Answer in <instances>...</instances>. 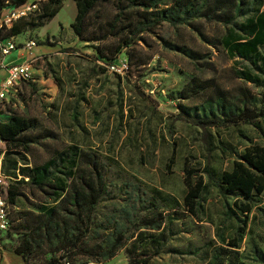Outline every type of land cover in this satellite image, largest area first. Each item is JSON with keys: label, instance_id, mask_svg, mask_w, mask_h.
<instances>
[{"label": "rangeland", "instance_id": "374dc122", "mask_svg": "<svg viewBox=\"0 0 264 264\" xmlns=\"http://www.w3.org/2000/svg\"><path fill=\"white\" fill-rule=\"evenodd\" d=\"M162 1L150 19L165 16L163 10H226L228 23L195 15L174 26L163 21L116 53L129 40L125 24L142 16L143 9L128 0H108L85 18L84 35L95 41L78 40L70 28L74 18L22 31L14 41L23 55L26 42L35 44L28 55L32 81L6 97L0 115H20L32 127L21 135L29 140L26 153L0 146L4 189L12 184L18 194L13 204L7 203L0 264H45L53 252L45 244L35 246L38 233L47 220L60 226L75 210L65 198L52 203L50 188L40 191L29 183L30 171L46 163V172L66 186L64 196L83 181L97 176L103 181L104 192L91 215V228L99 225V238L90 239L89 233L87 247L115 227L125 231L122 246L109 260L90 262L80 249L56 254L66 255L70 264H135L140 259L144 264H264V195L255 196L256 205L243 216L219 185L237 154L248 146H264V117L205 129L179 118L261 110L264 89L238 73L262 80L264 50L259 48L257 61H246L229 57L220 42L230 31L240 35L239 27L262 9V2ZM118 13L123 15L110 30ZM38 14L26 15L20 25H29ZM96 50L105 58L125 61L127 72L117 75L99 65ZM206 163L210 177L201 171ZM190 172L201 174L205 185L197 218L182 201ZM55 204L49 218L46 210ZM156 222L159 228L150 229Z\"/></svg>", "mask_w": 264, "mask_h": 264}, {"label": "trees", "instance_id": "16d2710c", "mask_svg": "<svg viewBox=\"0 0 264 264\" xmlns=\"http://www.w3.org/2000/svg\"><path fill=\"white\" fill-rule=\"evenodd\" d=\"M29 1L32 0H0V13L3 8H19ZM106 1L108 0H72L76 9V14L70 28L78 40L83 42L97 40L95 37H87L84 35V22L85 18L96 4ZM203 1L205 2L206 0ZM260 1L262 2V9H256L253 15L247 18L246 23L239 27L240 35L230 31L222 37L220 44L229 57H237L246 61L251 59L257 61L259 59V48L264 50V0ZM128 2L133 6L142 8V14H139L142 16L134 22L130 21L125 24L124 27L128 30L129 40L123 42L118 50H116V53L121 47L129 45L131 38H137L140 33L150 31L151 27L163 21L174 26L183 23L195 15L208 21L214 20L221 22L224 20L225 23H228V20H226L228 15L226 10H223V13H216L215 11L209 12V10H206V12L202 13L193 11L190 12V14L187 13V10H180V12L163 10L168 13L163 17L152 20V18L150 19L151 13L153 10L157 11L160 5H164L162 0H128ZM61 5L62 0H44L40 5L38 4L36 11H38L39 14L29 25H20L19 22L25 18L22 17L9 28L0 27V41L16 37L25 30L42 27L55 16L61 8ZM122 15L121 13L115 15L112 23L109 25L110 30L116 26ZM180 15H182V17H180ZM96 53L99 56V63L103 65L115 61L114 57L105 58L97 50ZM260 63L263 65V70L260 71L263 75L262 80L243 72L238 73V77L264 89V62L262 61ZM5 116V121L0 122V139L7 147V151L19 149L26 153L28 151L29 140L21 138V135L31 129L32 121L13 113ZM263 117L264 102L261 110L257 112L243 110L236 114L229 113L219 118H198L187 115L179 116L180 119L201 129L234 126L239 122H258L261 121ZM48 165L49 164L46 163L42 168H33L27 175L29 183L40 191L50 188L52 203L58 201V204L60 199L65 198L68 202H71V205L75 206V210L68 214L67 220L63 221L60 226L53 223L51 220H47L44 224L43 232L41 234L38 233L39 238L34 242L35 246L45 244L48 250L53 252V255L49 257L45 264H63L64 262L70 264V260L66 255L56 256V254L64 250L71 251L77 249H80L81 254L86 257V259H89L90 262L97 263L111 259L123 244L122 242L125 239L124 230L115 227L114 230L105 235L97 245L92 247L86 246V239L89 233H91L90 239L99 238V225L94 229L91 228V215L104 192L105 186L101 177L97 176L94 180L81 182L80 188H75L71 194L64 196L66 186L61 184L59 179L56 181L53 180V175L51 176L46 172ZM201 171L207 177H210L208 163L203 166ZM184 185L185 193L182 198L183 206L192 217L197 218V212L200 210V196L205 189L201 174L193 175L192 172L186 173ZM219 185L226 194L233 197L232 207L243 216L247 215L256 205L255 196L264 195V146H248L244 148L242 153L237 154L230 168L221 174ZM10 188L11 189L5 190L6 204H13L15 197L18 195L17 192L13 190L14 186L12 184H10ZM136 203L138 207H142L143 202L141 200L136 201ZM57 204L46 210L49 218ZM40 209L45 210L43 207H40ZM228 214L235 216L233 210H228ZM125 215L128 216V213H125ZM129 221L132 223L133 218ZM158 228L159 223L156 222L150 229L156 230ZM231 245V247H236V244ZM70 253L68 255H70L71 258L73 254ZM145 262L144 259H140L137 260L135 264H144Z\"/></svg>", "mask_w": 264, "mask_h": 264}, {"label": "built area", "instance_id": "2783aa9c", "mask_svg": "<svg viewBox=\"0 0 264 264\" xmlns=\"http://www.w3.org/2000/svg\"><path fill=\"white\" fill-rule=\"evenodd\" d=\"M40 1L44 0H32L27 2L25 5L19 8L10 9L3 8L0 13V27L9 28L14 22L22 17H26L37 10V6ZM35 44L33 41L26 42L23 50L26 52L25 59L20 63H13L8 65L5 68V76L0 81V106L3 101L6 100L8 95L13 96L18 94L19 87L21 83H26L32 81L31 75V61L28 58L29 50L34 47ZM15 48V44L13 41L8 38L0 41V56L4 57L8 55ZM99 63V62H98ZM99 65L103 66L110 72H113L117 75L125 74L127 70V64L125 61L118 62L117 60L107 63L105 65L99 63ZM1 116V115H0ZM4 143L0 139V146H3ZM1 157L0 155V236L7 229L8 219H7V204L5 200V189H4V179L1 172ZM63 264H68L64 262Z\"/></svg>", "mask_w": 264, "mask_h": 264}, {"label": "crops", "instance_id": "0c3cea01", "mask_svg": "<svg viewBox=\"0 0 264 264\" xmlns=\"http://www.w3.org/2000/svg\"><path fill=\"white\" fill-rule=\"evenodd\" d=\"M62 4H64V5H62L60 12L56 13L55 16L49 21V23H55L56 24L57 22L61 23L63 21L69 22L75 17L76 9H75V6H74V3L72 2V0H64V1H62ZM17 38H18V35L16 37L10 38L13 41V43L15 44V48L8 55H6L4 57L0 56V81L5 76V68L8 65L13 64V63H20L26 57V54L23 55L22 50L16 49V43L14 41H16ZM20 56H22V57L19 58ZM5 117H6L5 115H1L0 116V122L5 121ZM0 257H1V252H0Z\"/></svg>", "mask_w": 264, "mask_h": 264}]
</instances>
